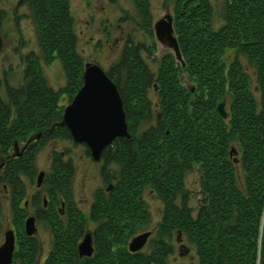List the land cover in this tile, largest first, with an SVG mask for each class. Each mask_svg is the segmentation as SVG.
I'll return each instance as SVG.
<instances>
[{"label": "trees", "instance_id": "trees-1", "mask_svg": "<svg viewBox=\"0 0 264 264\" xmlns=\"http://www.w3.org/2000/svg\"><path fill=\"white\" fill-rule=\"evenodd\" d=\"M131 1L136 21L153 40L149 0ZM166 1L173 5L180 59L167 52L154 70L140 54L146 45L130 42L105 71L120 94L130 138L127 146L117 138L101 153L103 175L108 180L115 176L117 183L109 194L96 193L95 249L90 256H80V231L74 224H57L54 250L45 264H170L174 237L176 242L185 239L195 252L194 259L177 264H264V0H224L217 13L211 0ZM66 5L63 0L46 1L47 13L35 20L40 53L29 54L24 80L18 89H7L0 112L14 102L15 110H27L20 108L21 95L36 93L29 96L32 115H37L33 122L47 123L54 116L48 103L53 89L46 83L40 57L46 64L56 60L62 65L66 84L60 92L70 100L82 87L85 63L76 50L73 16ZM148 92L157 95V105ZM222 103L224 117L218 111ZM55 118L61 119V112ZM22 119L0 124L2 153L13 126L27 123ZM59 133L70 137L65 127ZM41 134L39 147L51 138ZM56 156L55 151L43 183L54 214L62 199L69 210L74 208L71 165L67 169ZM17 167L7 165L0 174V184L10 187L18 229L11 264H35L37 242L25 234L24 220L16 217L25 190ZM195 168L200 188L193 207L185 175ZM149 190L161 200L163 213L146 249L131 252L129 242L150 223L143 199Z\"/></svg>", "mask_w": 264, "mask_h": 264}, {"label": "rangeland", "instance_id": "rangeland-1", "mask_svg": "<svg viewBox=\"0 0 264 264\" xmlns=\"http://www.w3.org/2000/svg\"><path fill=\"white\" fill-rule=\"evenodd\" d=\"M211 2L214 5V9L216 13L224 4L223 3L224 0H211ZM149 7H150V14L152 17V23L154 22L155 19L161 18V16H163L165 12H172L173 9V5H171V3L167 2L166 0H150ZM70 10L73 16L74 30L78 35L76 50L78 53L82 55V59L85 65L92 64L93 62H95L99 64L102 70L107 71L115 62L119 61L120 58L119 50L121 44L118 43L116 39L118 38L120 39V37H125L130 34L132 37L131 40H137V41L140 40L147 45L150 44L151 42V39L148 37V34L145 32V30H143V28H141V26L136 21L135 18L136 10L134 9L131 0H72L70 5ZM7 24L8 25H6L4 28L0 27V35L3 46V49L0 50V67L2 69L4 68L5 70L6 69L10 70L9 76L10 78H12L10 82L12 83L18 82L17 83L18 86V84L22 82L21 80L22 74L24 73V69H25V66L23 65V60L21 58L22 56L19 55L21 50L19 37H21L22 34H24L25 38L29 39V43L25 51L33 50L34 53L38 55L40 53V45L38 44V38L34 33L33 28L29 26L27 23H24L22 25L23 27L22 34L17 33L18 31L17 24L15 25H11V24L9 25V23ZM108 36H109V40H108L109 43L103 40L104 37H108ZM151 45L152 46H148L151 52L149 56L150 59L153 60H157L158 56L161 55L162 51H164L165 54L167 52H173L172 49L162 46V44L156 40H154V44L152 42ZM43 75L46 78V83L49 86L58 89L59 92L61 91L63 85L66 84V76L64 75L62 65L56 60L45 65ZM1 91H5V89L0 90V93H2ZM149 95L152 98L154 96L153 93L151 92H149ZM2 96H3L2 98H4L5 94L4 95L2 94ZM25 103L27 105V102L25 100L24 101L20 100L19 104H21L20 105L21 109L26 107ZM10 109L14 110L15 108L14 106H12ZM57 134H60L58 130H54L48 135H50V137L52 138V136H55ZM117 138H123V137H117ZM115 140L117 139H114L113 141ZM46 141L48 142L49 138L46 139ZM46 143L42 145L40 144L41 148L38 147L39 145H37V147L40 149L35 158V168L34 170H32L31 173V176L33 174L35 176L33 178V182L31 184H27L28 190L30 191L36 188L35 178L37 179L38 175L40 174V172L38 173V171L45 170L48 173L51 170V168H49L50 162L48 157L50 154L54 155L55 151L52 150L53 149L58 150L61 148L60 144L52 145L50 143L49 145H47ZM63 145L65 146V143H63ZM106 147H104V149ZM74 150H75L73 155L74 162L71 165L72 176L70 181L71 193L73 194L72 201H74V203L76 202V204L81 205V207H86L87 206L86 203H88L92 198L93 189L103 184V181H101L99 175V171H100L99 169L101 166V162L99 161V159L101 155L98 160L94 161L91 159V156H87L82 145L76 146ZM198 181H199V177L197 175L196 168L185 175V187L190 191V194L188 195L190 199V205L193 207H196L199 201L200 187ZM26 191L27 190H24V194H23L24 197ZM144 196H145V200L147 201L148 211H150V221H149L150 223L147 226V228L148 230L150 229L153 230L154 225L157 223V221L160 220L162 216V211H161L162 205L161 202L157 200L156 197L153 196L151 197L149 191L145 192ZM38 200H40V203L42 202L41 198H38ZM1 202H2L1 203L2 213H1V222H0V245L3 244L1 240L3 230L4 231L12 230V229H7V228H11L12 209L8 205L7 198H4V200ZM20 204L22 205L21 202L19 203V205ZM20 212L21 210L16 214V217H19L20 219L22 218L24 220L23 221V228H24V224L27 218H25L24 216H19ZM69 213H70L69 215H72L73 209L69 210ZM17 232L18 229L16 228L15 239ZM35 233L33 235H35ZM36 238H38L39 242H41V245L43 244L44 248L46 249L44 251L45 254V252L48 249L46 244L48 245L47 242L49 240V238H47V232H45L44 230H42V228H40L38 233H36ZM3 239H4V234H3ZM16 240L14 243V249L16 247ZM170 243H171L170 246L171 252L169 254V259H168V262L170 264L187 263V261L195 258V252L193 251L192 247H189L187 245L188 242H186L185 239H179V241L176 242V239L174 237V239L171 240ZM182 246L185 249L187 247L188 250L187 252L180 254L181 251L179 250L180 249L182 250L183 248Z\"/></svg>", "mask_w": 264, "mask_h": 264}, {"label": "flooded vegetation", "instance_id": "flooded-vegetation-1", "mask_svg": "<svg viewBox=\"0 0 264 264\" xmlns=\"http://www.w3.org/2000/svg\"><path fill=\"white\" fill-rule=\"evenodd\" d=\"M46 1H50V0H0V27L4 28L6 25H8L7 23H9V25H15L17 24V28L18 31L17 33H21L22 34V25L24 23H27L29 26H31L34 30V33L36 34L37 38H38V33H36V23L35 20L38 17L44 16L45 13H47L48 7L44 6L46 4ZM67 5V9L70 10V5H71V1L72 0H63ZM132 2V1H131ZM149 4H150V0H149ZM132 5V4H131ZM46 7V8H45ZM134 7V5H133ZM134 9L136 10V14H137V9L136 7H134ZM71 11V10H70ZM169 15L172 18L171 21V27H173L174 24V14H173V9L172 12H165V14L163 16H161V18L155 19L154 22L152 23V28H153V40H151L150 44H145V50L144 49H139L140 50V54L141 57L143 58V61L147 62L149 67L153 68L154 70H156L161 62V57L166 55L164 51H162L161 55L158 56L157 60H153L150 59V50L148 48V46H152V42L154 44V40L159 41L162 46L168 47V45L166 44V42H162L160 40V38H158L156 36L155 33V22L161 19H165L166 16ZM172 36L175 38V31H174V27H173V33ZM131 35H127L125 37H120V39H116V41H118V43L121 44L120 47V57L123 53L124 47L126 46L127 43L133 42V43H143L142 41H137V40H131ZM177 41V38H175ZM78 40V35L76 33V42ZM104 41L109 43V36L108 37H104L103 39ZM19 42L21 45V50L19 55L22 56V60H23V65L25 66L24 69V73L27 69V65L28 62L26 61L27 57L29 56V54H36L34 53L33 50H28L25 51V49L28 46L29 43V39L25 38L24 34H22L21 37H19ZM104 43V42H103ZM77 45V44H76ZM170 49V47H168ZM3 49L2 46V39H1V35H0V50ZM173 51V50H172ZM31 52V53H29ZM174 55V51L172 52ZM120 59V58H119ZM175 59L176 55H175ZM179 60V59H177ZM39 65H41V69L42 71H44V67L46 65V63L44 62V59L42 57H40L38 59ZM45 63V64H44ZM51 63V62H50ZM95 63V62H93ZM98 64V63H97ZM99 65V64H98ZM10 70H5L4 68L2 69L0 67V90H4L5 91H1L2 93H0V99L1 100H8V94H7V89L9 88H13V89H18L19 85L23 82L24 77L22 74V82H20L17 86L18 82L12 83L10 82L12 78H10ZM48 85V84H47ZM64 86V85H63ZM48 87H52L49 86ZM53 90H51L49 92V95H51L50 100L48 101L49 105H51V109L49 112L52 113L51 118L48 119V122H41V123H37V122H33L34 120L37 121V115H34V111H32L30 109L31 107V103L32 101H29V96L31 94L35 95L36 93H23L22 96V100L27 102V105L25 103L26 109L27 110H11L8 109V111L4 112L1 111L0 112V124L3 122L4 123V119H6V121L8 122H15L17 121L20 117H22V120H25L27 123L24 124V127L22 126H18L17 128L15 126H13L12 130L13 134L11 137V141L8 145V148L6 149V153H2L1 151V147L0 146V174L3 173L4 168L7 165H11L12 163H16V165H18L17 169H16V173L18 174L19 179L23 182V185L25 186V190L26 194L25 197L23 199V201H21L22 205L20 204L19 206L21 207V212L19 216H24L25 218L28 217H33L34 218V225L36 227V233H38L39 229L42 228V230H44L45 232H47V238H49L48 240V245L47 246V251L44 254V251L46 250L43 246V244L41 245V242H39L38 238H36V233L35 235L31 236L30 238H33L34 240H36L37 242V254L35 257V264H45L47 261V257L49 256V254L54 250V245H55V239L56 237H54V232L57 229V224H61V226L67 227L68 224H74L75 228H77V230H79V238H78V243H77V247L79 245V243L83 240V238L85 237V235H90L91 236V246L93 247V250L95 249V238H96V229L99 226V224H97V221H95L93 214H92V208L93 206L96 204L95 202L98 200H96V193L101 190L102 193L104 194H109V191H111L113 189V186L117 183V180L115 178V176H110L109 180L107 178H105V176L103 175V171H102V164H103V160H101V158L99 159V161L101 162V166H100V171H99V175H100V179L101 181H103V184L99 185L97 188L93 189V193H92V198L91 200L86 203V207H81V205L76 204V202L74 204V208H73V217H70V213H69V207L67 206V204H65L64 200L62 199L60 202V205L55 207V211L56 214H54V208L50 209L49 207V201H50V197L49 194L47 192V190L45 189V178L47 176V174H49V172H51L52 170V165H53V159L55 158L54 155H49V162H50V166L49 168H51V170L47 173L45 170H39V172L44 173L42 181H41V185L38 186L36 184L37 179L35 178V184H36V188H34L32 191L28 190V185L27 184H31L33 182V178H34V174L31 176V172L32 170H34L35 168V158L36 155L38 154L39 149H36L35 147L39 144L38 140L41 138V131L46 132V134L51 133L54 130H58V132H61V128L65 127V123H64V118H63V113L64 110L66 109V107L72 102V100H70L69 96H67V94L65 92H59L58 89H55L52 87ZM154 93H157V83H154ZM151 91V90H150ZM149 93V92H148ZM153 93V94H154ZM2 94H5V99L2 98ZM37 95V94H36ZM149 95V94H148ZM149 99L150 101L154 104L157 105L158 104V97L157 95H154L153 98L150 97L149 95ZM53 105H55L53 107ZM12 106H15V102L14 103H10V108ZM15 108V107H14ZM56 112H61V119H57L55 118V113ZM33 114V115H32ZM47 121V120H46ZM66 128V127H65ZM11 129V128H10ZM35 131H39L38 135H34L33 132ZM18 132V133H15ZM70 132V131H69ZM57 133V131H56ZM17 134V135H16ZM45 135V133H44ZM43 136V135H42ZM129 138L123 137L122 144L127 146L128 145V141ZM70 144H69V143ZM114 142V141H113ZM60 144L61 148L60 149H53L52 151H58V156H56L58 159H60L63 164H65V166L68 168L70 165L73 164V155H74V148L76 146H80L82 145L87 156H91L90 153V149L88 151V147L84 144L81 143H77L75 142L74 139H72L71 133H70V137L68 136H60L59 134H57V136H52V138H49V141L46 143L47 145L49 144ZM63 143H65V146L63 145ZM67 143V144H66ZM112 143V142H111ZM45 144V145H46ZM11 162V164H9ZM38 175V174H37ZM71 181V179H70ZM112 185L111 188H108L109 185ZM0 186H2V189H0V200L3 201L4 198H7L8 200V205L11 208V196H10V187L9 185H6L5 182H2L0 184ZM149 193L151 195V197H156L157 200H159L161 202V200L158 198V196L152 191L149 190ZM73 196V194H72ZM38 198H41L42 202L39 204V200ZM74 198V197H73ZM143 199L145 200V196L143 194ZM146 201V200H145ZM147 202V201H146ZM162 205V202H161ZM85 208V209H84ZM163 205L161 207V211H162ZM12 213V211H11ZM163 213V211H162ZM57 215V216H56ZM75 215V216H74ZM12 218V223H11V228H7V229H12V231H14V236H15V225H14V219L15 216H11ZM58 218L60 220V222H58ZM77 218L79 219L78 221H73L77 220ZM73 221V222H72ZM6 231V230H5ZM3 230L2 233V237L1 240L3 242V234L5 232ZM150 232L152 233L150 236H154L155 233H153V230H146V232ZM25 232V231H24ZM138 234H142L141 232H139ZM137 234V235H138ZM149 236V237H150ZM148 237V238H149ZM148 242H145V245L143 246V248L141 250H145L147 247ZM93 252V251H92ZM92 254V253H91Z\"/></svg>", "mask_w": 264, "mask_h": 264}, {"label": "water", "instance_id": "water-1", "mask_svg": "<svg viewBox=\"0 0 264 264\" xmlns=\"http://www.w3.org/2000/svg\"><path fill=\"white\" fill-rule=\"evenodd\" d=\"M171 16L155 22V33L162 42L174 49L177 59L180 52L176 39L172 36ZM72 102L63 113L64 123L69 129L72 139L84 144L90 149L92 160L99 159L102 150L117 137L128 138V126L124 114L120 94L116 85L96 63L87 64L83 72L82 87L77 91ZM218 111L224 117V103L218 106ZM44 173L40 172L36 184L40 186ZM109 185L108 188H111ZM27 236L35 233L34 218L28 217L24 224ZM151 233L143 232L129 242L131 252L141 249ZM3 244L0 245V264H10L14 252V231L4 233ZM79 255L89 256L93 247L91 236L85 235L78 245Z\"/></svg>", "mask_w": 264, "mask_h": 264}]
</instances>
